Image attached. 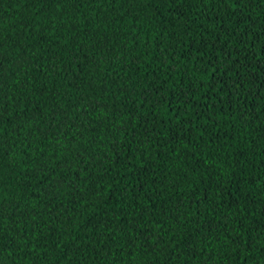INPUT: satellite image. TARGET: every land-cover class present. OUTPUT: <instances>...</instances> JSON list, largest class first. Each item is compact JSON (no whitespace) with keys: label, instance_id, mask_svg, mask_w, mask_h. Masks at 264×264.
<instances>
[{"label":"trees","instance_id":"trees-1","mask_svg":"<svg viewBox=\"0 0 264 264\" xmlns=\"http://www.w3.org/2000/svg\"><path fill=\"white\" fill-rule=\"evenodd\" d=\"M0 264H264V0H0Z\"/></svg>","mask_w":264,"mask_h":264}]
</instances>
